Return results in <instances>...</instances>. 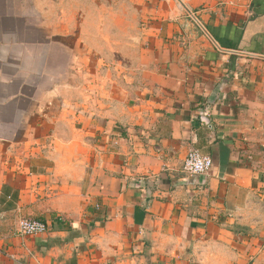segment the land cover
I'll list each match as a JSON object with an SVG mask.
<instances>
[{
    "label": "crops",
    "instance_id": "1",
    "mask_svg": "<svg viewBox=\"0 0 264 264\" xmlns=\"http://www.w3.org/2000/svg\"><path fill=\"white\" fill-rule=\"evenodd\" d=\"M0 264H264V0H0Z\"/></svg>",
    "mask_w": 264,
    "mask_h": 264
},
{
    "label": "built area",
    "instance_id": "2",
    "mask_svg": "<svg viewBox=\"0 0 264 264\" xmlns=\"http://www.w3.org/2000/svg\"><path fill=\"white\" fill-rule=\"evenodd\" d=\"M200 117L202 122L210 126V121L206 115H201ZM212 166V157L201 152L198 148L190 149L183 161V171L189 175H207ZM48 229V223L41 219L22 218L18 225V233L21 235H38Z\"/></svg>",
    "mask_w": 264,
    "mask_h": 264
}]
</instances>
